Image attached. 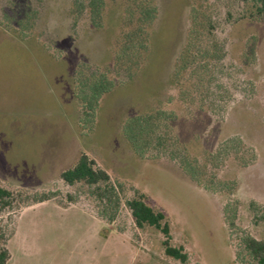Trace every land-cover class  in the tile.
<instances>
[{"label":"rangeland","instance_id":"1","mask_svg":"<svg viewBox=\"0 0 264 264\" xmlns=\"http://www.w3.org/2000/svg\"><path fill=\"white\" fill-rule=\"evenodd\" d=\"M145 1L158 16L145 66L129 81L113 60L117 36L133 27L126 0H106L101 27L87 0H32L40 18L24 41L0 24V187L12 192L0 203L5 264H254L242 238H264V13L251 17L239 0ZM181 53L187 66L173 78ZM81 63L113 84L91 118L73 97ZM156 110L172 120L137 154L122 123ZM160 133L166 148L155 145ZM176 146L197 179L170 156ZM82 152L109 174L105 198L59 178ZM43 193L52 198L33 203ZM137 194L165 215L184 263L165 255L158 230L136 227L125 200Z\"/></svg>","mask_w":264,"mask_h":264},{"label":"trees","instance_id":"2","mask_svg":"<svg viewBox=\"0 0 264 264\" xmlns=\"http://www.w3.org/2000/svg\"><path fill=\"white\" fill-rule=\"evenodd\" d=\"M126 1L128 8L125 12L124 19H126L127 24L133 23V27L126 32H121L117 36L115 42L118 46L114 51L113 60L115 61L114 64L121 68L122 78H127L129 81V79L138 78V75L145 66L146 58L150 53V41L153 36L151 26H153L158 16V11L156 5L148 4L146 1L144 3L143 0ZM239 1L253 8V11L250 12L251 17H258L264 13V0ZM105 4L106 0H87V6L92 17V26L101 27ZM131 8H133V13ZM134 16L136 19L131 22ZM39 18V7L32 0H4L0 7L1 26L20 41L29 39L32 36L31 32L35 28ZM193 42V28L191 27L187 33V41L183 53L189 49ZM183 53L177 58L173 67V78H178L187 66L186 59L184 58L185 54ZM106 78H109L106 72L88 63H81L79 69L76 70L73 78V97L82 107V111H84L86 116L85 118L95 116L100 98L113 87L112 82ZM171 120V113L156 110L153 113H143L124 119L122 130L126 141L130 144L133 151L140 154L150 141L148 137L154 128L157 127V124L161 121L168 123ZM164 125L168 127V124L165 123ZM168 139L167 133H160L156 135L155 145L166 148L167 145L165 143H167ZM226 145L227 143L225 142ZM173 149L170 151V156L180 162L184 171L192 179H197L195 175L197 171L195 170L196 166L188 159L184 148L176 146L175 151ZM59 178L68 185L83 183L89 186H95L96 194L100 198H105L107 193L114 192L113 186H108L110 181L109 174L97 166L94 159L83 152L80 153L78 159L71 167L59 173ZM101 183L105 185L104 188H100L99 185ZM51 198L52 193H43L35 197L33 203H39ZM11 199L12 192L0 187V203L7 206L10 204ZM125 204L130 210L136 227L143 228L144 226H150L163 235L161 243L164 247L163 251L165 255L179 260L182 263L187 260V254L181 247L171 245L169 224L161 211L155 210L148 205L142 194H137L125 200ZM242 243L254 264H264V238L256 239L251 235H245L242 238ZM8 256L7 247H0V264H5Z\"/></svg>","mask_w":264,"mask_h":264}]
</instances>
